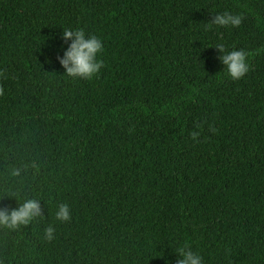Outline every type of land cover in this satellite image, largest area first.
<instances>
[{"label": "trees", "instance_id": "obj_1", "mask_svg": "<svg viewBox=\"0 0 264 264\" xmlns=\"http://www.w3.org/2000/svg\"><path fill=\"white\" fill-rule=\"evenodd\" d=\"M225 10L241 26L209 30ZM69 27L103 41L90 80L57 59ZM28 198L0 264H264V0H0V209Z\"/></svg>", "mask_w": 264, "mask_h": 264}, {"label": "clouds", "instance_id": "obj_2", "mask_svg": "<svg viewBox=\"0 0 264 264\" xmlns=\"http://www.w3.org/2000/svg\"><path fill=\"white\" fill-rule=\"evenodd\" d=\"M242 22V14L225 10L218 12L214 19L207 22L206 27L209 30L213 28H238ZM62 39L65 42L70 41L66 49H64L63 55L57 57L67 77L90 80L100 73L104 67V61L100 58L104 50L101 38L93 33L86 32L83 27H69L63 28ZM214 47L219 50V59L225 66L224 75L233 81H239L249 73L251 64L250 54L247 51L234 47L229 48L224 43H217ZM191 135L193 139H196L199 133L193 131ZM16 174H19L18 170ZM8 195L13 194L8 193ZM40 215L39 202L36 199H24L17 208L0 209V227L15 229L21 225H27ZM55 218L61 222L70 220V205L68 203L59 204L55 212ZM54 233V225H48L45 228L47 239H53ZM175 251L178 253L176 264H205L204 257L199 252L194 251L188 244L178 247Z\"/></svg>", "mask_w": 264, "mask_h": 264}]
</instances>
